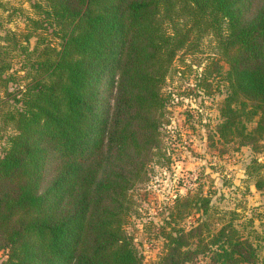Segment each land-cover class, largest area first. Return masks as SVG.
<instances>
[{
    "label": "trees",
    "instance_id": "trees-1",
    "mask_svg": "<svg viewBox=\"0 0 264 264\" xmlns=\"http://www.w3.org/2000/svg\"><path fill=\"white\" fill-rule=\"evenodd\" d=\"M30 1L25 29L0 32V264H146L131 191L161 149L173 63L213 44L227 66L215 133L256 148L264 0ZM180 203L194 220L163 227L160 264L259 261L234 211L218 221L199 192Z\"/></svg>",
    "mask_w": 264,
    "mask_h": 264
},
{
    "label": "rangeland",
    "instance_id": "rangeland-1",
    "mask_svg": "<svg viewBox=\"0 0 264 264\" xmlns=\"http://www.w3.org/2000/svg\"><path fill=\"white\" fill-rule=\"evenodd\" d=\"M27 17H36L30 0H0V32L23 31ZM212 45L204 40L200 50L184 52L173 63L164 86L161 149L150 163L148 178L131 191L134 207L127 230L146 264H160L163 227L190 226L194 215L184 217L180 201L196 192L211 198L218 221L234 211V224L258 247L259 261L250 264H264V134L256 148L218 139L227 66L212 59ZM260 179L263 186L257 188Z\"/></svg>",
    "mask_w": 264,
    "mask_h": 264
}]
</instances>
